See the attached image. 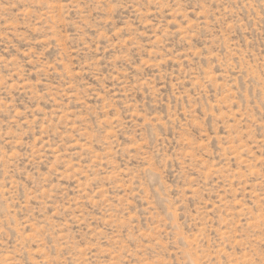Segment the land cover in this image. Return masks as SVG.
I'll return each mask as SVG.
<instances>
[{"label":"rangeland","instance_id":"obj_1","mask_svg":"<svg viewBox=\"0 0 264 264\" xmlns=\"http://www.w3.org/2000/svg\"><path fill=\"white\" fill-rule=\"evenodd\" d=\"M0 264H264V0H0Z\"/></svg>","mask_w":264,"mask_h":264}]
</instances>
